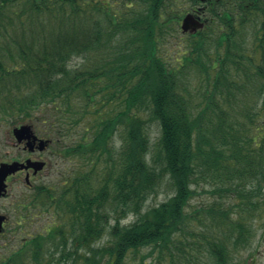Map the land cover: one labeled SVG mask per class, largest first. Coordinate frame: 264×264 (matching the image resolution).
I'll return each instance as SVG.
<instances>
[{
  "label": "trees",
  "instance_id": "1",
  "mask_svg": "<svg viewBox=\"0 0 264 264\" xmlns=\"http://www.w3.org/2000/svg\"><path fill=\"white\" fill-rule=\"evenodd\" d=\"M210 2L203 30L179 35L195 0H0V118L75 131L61 154L86 165L28 196L21 228L38 207L50 221L0 264H124L142 249L139 264H230L249 246L264 223V8ZM206 187L219 198L194 205Z\"/></svg>",
  "mask_w": 264,
  "mask_h": 264
},
{
  "label": "rangeland",
  "instance_id": "2",
  "mask_svg": "<svg viewBox=\"0 0 264 264\" xmlns=\"http://www.w3.org/2000/svg\"><path fill=\"white\" fill-rule=\"evenodd\" d=\"M185 1V0H184ZM179 28V26H178ZM181 34L179 30V35ZM184 35V34H181ZM179 41L177 39L168 38L166 44L162 47L163 56L166 59H171L178 48L180 46ZM254 101V100H253ZM13 122V123H12ZM23 122H28V120H20L16 119L13 121H9L8 118H0V161L2 162H11L17 154V150L13 149L11 146L10 140V130L13 126L19 125ZM150 142L152 147L156 144L158 138V129L155 125L151 126L150 130ZM75 131L71 134L73 135L70 137L69 135L62 136L64 143L69 145L72 143V139L76 138ZM58 135V136H59ZM115 144H118L116 138L114 140ZM85 158H81L77 160L76 157L74 158H66L63 159L62 157H55L54 162L57 163L54 166L55 172L47 178L48 185L52 182H58L63 177V171H68L69 168L80 167L81 171L86 169L85 165ZM10 197L6 199H0V212L5 213L9 216V222L7 226L8 236L0 237V255H4V252H9L13 248H17L20 242L30 236L35 235L37 232H40L48 221H50V214L44 213V210L38 207L33 213L35 214L32 218H30V222L28 226L25 228H21L23 225L19 220L20 211L16 209L15 204L10 205V201L12 199H17L18 195H21L23 191V186L18 181H11L10 182ZM208 187V186H207ZM198 189V194L193 199L194 205H198L205 200H212L215 198H219L217 194H210L208 192V188ZM171 189L164 183L157 195L151 196L145 204V208L155 206L160 202L164 201L167 196L171 194ZM262 194H259L258 197L261 198ZM221 198L223 201L228 202L229 199L225 197V195L221 193ZM231 200V199H230ZM261 211V210H258ZM263 215V213H262ZM49 219V220H48ZM131 217L128 216L123 223L130 222ZM19 224V225H17ZM21 224V225H20ZM103 241L100 242L102 244ZM146 253V249H142L139 253L130 252L125 260L124 264H139V260L141 256ZM194 258H196L197 254L194 253ZM146 264H169L168 259L165 255L162 258L158 255V252H154L150 258L145 260ZM173 264H194L193 262H185L177 261ZM195 264H211L207 257H204L202 261H196ZM230 264H264V223L262 218H258L254 224V232L253 237L249 246L245 249H241L238 253L233 256V260Z\"/></svg>",
  "mask_w": 264,
  "mask_h": 264
},
{
  "label": "flooded vegetation",
  "instance_id": "3",
  "mask_svg": "<svg viewBox=\"0 0 264 264\" xmlns=\"http://www.w3.org/2000/svg\"><path fill=\"white\" fill-rule=\"evenodd\" d=\"M247 4L243 7L233 6L231 9L234 11L241 10H256L259 11L264 8V0H255L257 5L252 6L253 0H244ZM211 5L210 0H199L194 7L191 8V13L196 14L197 10H206ZM45 121H31L30 133H24L20 138H16L12 133H9L11 146L18 152L11 162H17L20 164L18 170L9 175L6 178L7 192L0 199H6L10 197V182L18 181L23 186L21 195H18L17 199H12L10 205H14L17 210L24 206L23 204L28 199V196L38 194V191H44L48 187L47 178L54 172V166L57 164L54 162L55 157L61 156L62 142L59 138H55L53 127L44 124ZM16 125V126H20ZM15 126H13L14 128ZM64 159V158H63ZM8 197V198H9ZM0 214L6 216V220L2 224L3 229L0 232V237L8 236L7 226L9 222V216L5 213Z\"/></svg>",
  "mask_w": 264,
  "mask_h": 264
},
{
  "label": "water",
  "instance_id": "4",
  "mask_svg": "<svg viewBox=\"0 0 264 264\" xmlns=\"http://www.w3.org/2000/svg\"><path fill=\"white\" fill-rule=\"evenodd\" d=\"M202 23H200L197 18H195L191 14H187L181 22L180 28L182 32H189L194 34L198 29L202 28ZM30 126L22 125L18 128H14L12 133L16 138H20L24 133H30ZM20 164L17 162L13 163H2L0 164V196L5 195L6 191V184L5 180L6 177L10 174L15 173ZM5 220V216L0 215V232L2 231V223Z\"/></svg>",
  "mask_w": 264,
  "mask_h": 264
}]
</instances>
